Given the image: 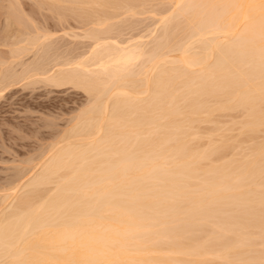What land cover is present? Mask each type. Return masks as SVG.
Masks as SVG:
<instances>
[{
  "label": "bare ground",
  "instance_id": "obj_1",
  "mask_svg": "<svg viewBox=\"0 0 264 264\" xmlns=\"http://www.w3.org/2000/svg\"><path fill=\"white\" fill-rule=\"evenodd\" d=\"M41 1L90 20L84 34L66 29L91 43L47 68L53 31L34 23L42 34H27L11 1L8 24L27 35L0 62V96L17 77L38 76L90 99L30 172L4 186L0 264H264V0L148 4L157 13L148 41L120 38L115 24L149 0ZM36 45L44 61L13 72ZM224 111L238 119L221 122ZM204 122L213 127L201 131Z\"/></svg>",
  "mask_w": 264,
  "mask_h": 264
},
{
  "label": "rangeland",
  "instance_id": "obj_2",
  "mask_svg": "<svg viewBox=\"0 0 264 264\" xmlns=\"http://www.w3.org/2000/svg\"><path fill=\"white\" fill-rule=\"evenodd\" d=\"M11 1L14 2L15 0H0V58L2 60V61L0 60V62L3 63L4 60L6 61L8 59H9V61L12 60L11 58H8V55H9L8 51H9V48L16 47V45H13V42H15L14 41L15 37L18 38V36H21L22 34L27 35L28 33L29 34L31 33L32 35H34L32 32H30L31 29L33 32L37 31V34L41 33L42 31H45L46 29L50 31V32L48 31L49 33H51L53 31V34H54L53 36L51 35L52 37L50 36L48 38V39H52V40H48L46 38L47 41L46 40H45L46 42L43 41V42H45L46 45H49L50 48L48 46L46 47V45H42L44 43L39 44V45H41L40 48L46 47L45 48L46 52L44 49H40L36 45V46H34V48H39V49H34V48L32 49L31 47H29L31 49L29 52L24 51V53H26V54H24V55L20 54L22 57L19 55L21 58L18 57V58H20L19 59L20 61L18 63H17L18 59H16V61H14L15 60L14 59L13 60L14 62L9 67L10 69L14 70L13 72L17 71L16 73H18V71H21V69H22L21 67L24 68L25 64L30 62V60L31 61H37V59L40 57L39 55L41 54V52H43L41 50H44V52H45V53L41 54L42 57L46 56L48 59L46 57H44V60L46 59L44 61L43 58L40 57L39 61L42 59L46 63V61L48 60L47 61V68H48L49 64L53 63L51 60H54V61L56 60V58L54 59V57H57V56L59 57L60 54H63V56L60 55L61 56V57H59L60 59H62V57L63 58H67L70 56L73 57L74 54L76 56H78L77 54H81V51L87 49L86 44L91 43V42H89V41H91V39L88 40L86 38H83V37L77 36V35H75V36H77L76 38H75V36H74V38H73V36H71V35H73V33L71 34V30L73 28H74L73 32L75 31L74 34L76 32L78 35H79V33H80V35L84 34V32L82 33V30H84L83 28L87 24H88V26H86V27H88V28L90 27V22H88L90 20H87V18H86V21H85L84 19H81L82 17L80 18V15L77 16L78 14L75 16V13H73L74 11L72 9L70 11L69 10L70 8H68V9L66 8L67 5L66 6L63 5V3L64 4H68V3L63 2V3H59V5H58L56 2L55 4H57L56 6H58L59 10L58 9L54 10L55 5H54V9H52L53 6L51 8L49 6L50 3L48 1L51 2V0H47V2L49 4L48 3L46 4V2L44 3L43 1H41V2H43V4H41V5L38 3L39 0H16V2H18L16 4L20 5L19 8H18V5H16L18 8L16 10H18V13L21 14L19 16L20 17L19 19H23V20L26 19L27 21L24 20L23 21L24 23L29 22V24L25 23V25L27 27H29V28H25L29 31L26 34L27 30L25 31V29H23L24 27H26L25 25H23L24 27L21 25L19 28L18 25L16 26L14 24L13 25L10 24V26H9V24H8V21L11 20V22H12V19L14 18V17H11V14H10L11 12L9 11V10H12L11 8L9 9V7L11 5L10 4ZM19 1H20V3H19ZM160 1L159 0H155V1L149 0L150 3L147 2L145 4V6L146 5L147 6L146 7L144 6L145 7L144 8L145 13L144 14L139 13L140 14V15L138 14L139 16L135 14V20H134L133 16H131V15L129 16L128 14L127 15L125 14L126 15L125 21L127 23H125L124 20H122L123 25L121 24L122 22L120 24H119V22H116L117 17L115 18L116 20L111 19L110 20L111 23H113L112 21H115L116 23H118V24H115L117 27V30L118 29L122 30V31L116 30L117 33L114 30L112 32V35H115L113 33L118 34L120 32H124V33H121L120 38H130L131 35H132V37H138L139 34H142V35H144L141 37L142 40L148 41L149 37L151 35L149 37H147L148 35L145 36V34L147 33L146 28L147 29H148V27L152 28V26H153V25H151L152 21L154 22V19H156V17H157L156 16L157 13H154V12L158 11L162 7H163L162 9H166L169 7L168 5H167V7H166V5L165 6L160 5L163 3L165 4V2H166V1L164 2L163 0H162L163 2H160ZM152 3L155 5V8H156V4L160 3V4H158L156 10L155 9L153 10L152 8H154V7L152 6L151 10H153L154 12L150 11V8L148 7V4L151 7ZM45 5L47 7L49 6L48 8H50V9H48ZM61 6H62V10H60ZM44 7H46V8H44ZM158 7H159V9H158ZM64 8L67 9L65 12H64ZM148 9H149V11H148ZM21 10L23 11V13L21 12ZM108 10H110V8H108ZM146 10L148 12H146ZM57 11L59 12V14ZM162 11H164V10H162ZM70 12H72V13H70ZM150 12L153 14L150 15ZM15 13L16 12L13 13L14 16H16ZM55 13L60 17H61L60 14L64 13L62 16L63 20L61 21L60 19H62V18H60V17H59L60 19L57 18ZM8 14H10V15H8ZM121 14H119V15H121ZM125 15H123L122 18L119 16L118 19L119 18L123 19ZM144 15H147V16H144ZM66 16H67V18H66ZM148 16H152V17H148ZM8 17H11V18H8ZM21 17H24V18H21ZM76 17H78L79 20ZM129 17H131L130 21H128ZM144 17H147V18L144 19ZM137 18H139V20H137ZM56 19L60 20V21L58 22ZM64 20L66 21V23ZM81 20H82V23H81ZM132 22H133V24H132ZM32 23H33V26H32ZM34 23H35V26L41 30V32H38L39 30H37L38 28L37 29L35 28ZM62 23H64V24H62ZM59 24H62V25H59ZM128 24H129V26H127ZM69 25L72 27L71 30H68L71 28ZM76 25H78L77 28H76ZM125 25L127 27H125ZM146 25H147V27H146ZM60 26H63V27H60ZM91 26H93V24ZM8 27H10V28L12 27V28L9 29ZM116 27H115V29H116ZM34 28L36 30H33ZM66 28H68V29H66ZM22 29L25 31V33ZM42 29H45V30H42ZM64 29H66L67 31L66 30L64 31ZM113 29H114V27H113ZM19 30H20V32H19ZM47 30H46V32H47ZM55 30H56V33H54ZM132 30H134V31L131 32ZM149 30L150 29H148V32H149ZM16 31H17V35H16ZM22 31H23V33H22ZM63 31L66 33H68L70 31V33L65 35V34H63ZM129 31H130V33H129ZM141 31H142V33H141ZM20 33H21V35H20ZM133 33H135V34H133ZM123 34L125 37L122 36ZM38 35H40V34H38ZM128 36H130V37H128ZM19 42L21 43V41H19ZM17 43L18 42H16V44ZM20 43L18 44V46L23 45V43H21V44ZM70 49L73 52L75 51L77 54L74 52L71 55L70 53L72 51L70 52L69 51ZM78 51H80V53ZM67 52H69V55L67 54ZM66 55H67V57H66ZM34 57H36L37 59L36 58L34 59ZM58 57H57V59H58ZM22 62L24 63V66H21ZM31 63H35V62H31ZM2 66H4L3 69L6 68L8 66V62L7 63L4 62V64H0L1 70H2V68H1ZM35 77H37L39 79L38 76H35ZM35 77L31 78V79H34V80H32L33 82L36 80L35 83L31 82L32 85L28 84L27 82L29 80L26 81V79L24 80L21 78L22 80L18 81V79H20V78L17 77L16 78L17 82L15 81L16 83L14 82V84H11L10 86H8L9 87L8 89L6 88L5 91L3 90L4 92L1 93V95L3 97L0 96L1 97L0 98V191H1L0 196L3 194L2 193L4 191L3 188L4 189H5V187L8 188L10 182H12V180L14 179L13 176H15V175H13V174L21 173L22 167L24 170H26V172L28 169L31 170L33 167L32 164H34L35 162L39 161L42 157H44V155L46 154V152L49 148L48 144L51 145L50 143H52L54 141H58L59 136L62 135V133H64V130L67 128V126H69V124H70L69 122L73 121L72 117H75L74 114H76L79 109L83 108V106L86 105L85 103H88V101L90 99L89 94L87 95L86 92L84 93L82 91V89H79L78 87L71 86L70 84H68L66 86L62 85V87H57V85L54 86V85H51L47 82L45 83L44 81H43L44 82L43 83L41 80L39 81ZM37 81H39V82H37ZM25 82H26V84H24ZM87 97H89V98H87ZM82 104H83V106H82ZM232 112L229 113V111H228L229 114L226 113V111H224V113L221 112V113H219L218 119H220L221 122H223L222 120H225V121L231 120L230 122H232L233 121L232 118L235 117V120H237L238 119V118L236 119L237 116L241 117V115L239 114L240 113L239 111H237V113H236V110H235V113L233 112L234 114H239L237 116L232 114ZM216 114H217V112H216ZM223 114H225L227 116H225V115L223 116ZM230 114L232 116H228ZM213 117H214V115H213ZM217 117H218V114H217ZM223 117L226 119H224ZM229 117L230 118L232 117V118L228 119ZM214 118H216V117H214ZM217 121H219V120H217ZM230 122H224L223 123L225 125L224 127H227L226 125L227 124L229 125ZM205 123H207L208 125L212 124L211 122L201 123L202 125L200 124L201 126H199V128L200 129L204 128V130H201L203 132L208 130V128L211 129V126L208 127L207 124L205 125ZM204 125L206 126V128L202 127ZM212 127H213V124H212ZM233 130H235V129H232V131ZM229 132L230 131L228 130V133ZM236 132H237V129L234 133H231V134H235ZM46 147H47V150L45 151L44 148L46 149ZM40 154H41V156H40ZM37 159H39V160H37ZM29 160L35 161V162L32 163ZM28 161L30 163H27ZM30 165H32V166H30ZM13 166H16V167H13ZM30 167H31V169H30ZM24 170H22V173ZM23 174H25V173H23ZM18 175L19 174H17V178H18ZM26 175H28V174L26 173ZM24 177H22V178H24ZM13 183H15V182H13ZM13 183H11V184H13ZM4 184H8V185H4ZM7 190H9V189H7ZM7 190H5V191H7Z\"/></svg>",
  "mask_w": 264,
  "mask_h": 264
}]
</instances>
